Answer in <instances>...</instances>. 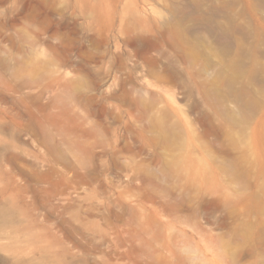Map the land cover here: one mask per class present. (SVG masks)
Instances as JSON below:
<instances>
[{"label": "rangeland", "instance_id": "374dc122", "mask_svg": "<svg viewBox=\"0 0 264 264\" xmlns=\"http://www.w3.org/2000/svg\"><path fill=\"white\" fill-rule=\"evenodd\" d=\"M0 211V264H264V0H0Z\"/></svg>", "mask_w": 264, "mask_h": 264}, {"label": "bare ground", "instance_id": "6f19581e", "mask_svg": "<svg viewBox=\"0 0 264 264\" xmlns=\"http://www.w3.org/2000/svg\"><path fill=\"white\" fill-rule=\"evenodd\" d=\"M87 57L90 58L91 55L88 54ZM101 63L104 64V58L101 59ZM104 80H105V77L100 73V75H99V82H98V87H99L100 90L104 87ZM115 96H117V95H114V97ZM1 216H3V212L0 211V217Z\"/></svg>", "mask_w": 264, "mask_h": 264}]
</instances>
